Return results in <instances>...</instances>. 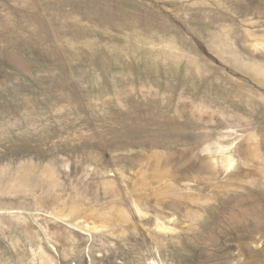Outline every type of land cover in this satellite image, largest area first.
Masks as SVG:
<instances>
[{"label": "rangeland", "instance_id": "374dc122", "mask_svg": "<svg viewBox=\"0 0 264 264\" xmlns=\"http://www.w3.org/2000/svg\"><path fill=\"white\" fill-rule=\"evenodd\" d=\"M0 264H264V0H0Z\"/></svg>", "mask_w": 264, "mask_h": 264}]
</instances>
